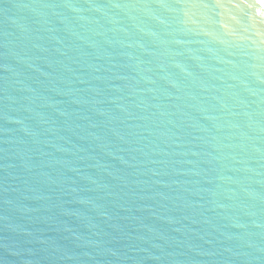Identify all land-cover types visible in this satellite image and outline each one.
I'll list each match as a JSON object with an SVG mask.
<instances>
[{
    "label": "water",
    "instance_id": "obj_1",
    "mask_svg": "<svg viewBox=\"0 0 264 264\" xmlns=\"http://www.w3.org/2000/svg\"><path fill=\"white\" fill-rule=\"evenodd\" d=\"M0 264H264V0H0Z\"/></svg>",
    "mask_w": 264,
    "mask_h": 264
}]
</instances>
